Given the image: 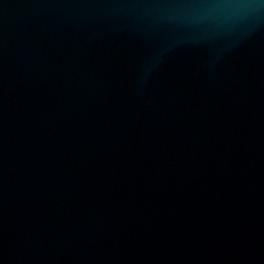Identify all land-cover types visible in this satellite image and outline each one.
I'll return each mask as SVG.
<instances>
[{
	"label": "water",
	"instance_id": "water-1",
	"mask_svg": "<svg viewBox=\"0 0 264 264\" xmlns=\"http://www.w3.org/2000/svg\"><path fill=\"white\" fill-rule=\"evenodd\" d=\"M0 264H264V0H0Z\"/></svg>",
	"mask_w": 264,
	"mask_h": 264
}]
</instances>
